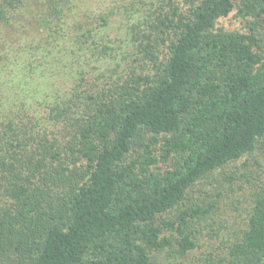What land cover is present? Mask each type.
<instances>
[{
    "label": "trees",
    "instance_id": "obj_1",
    "mask_svg": "<svg viewBox=\"0 0 264 264\" xmlns=\"http://www.w3.org/2000/svg\"><path fill=\"white\" fill-rule=\"evenodd\" d=\"M263 163L264 0H0V264H264Z\"/></svg>",
    "mask_w": 264,
    "mask_h": 264
},
{
    "label": "rangeland",
    "instance_id": "obj_2",
    "mask_svg": "<svg viewBox=\"0 0 264 264\" xmlns=\"http://www.w3.org/2000/svg\"><path fill=\"white\" fill-rule=\"evenodd\" d=\"M264 164V163H263ZM253 167V165H251ZM254 168V167H253ZM214 180H211L210 182H207V184L205 185V189H209V190H212L214 189L212 186H211V183L213 182ZM238 198V195L235 196L233 194V198H226V201H227V208H224V209H228V210H231L233 209L234 207H236V199ZM230 212V211H229ZM224 239V236H221L220 238L218 239H208V238H205L203 240V242H201V248L199 250L196 251V253H194V257H197V256H200L202 255L203 253H207L208 251H211V250H215L216 247H218V245L222 242V240ZM194 259H187L185 262V264H191L193 262ZM179 263H182V261H178Z\"/></svg>",
    "mask_w": 264,
    "mask_h": 264
}]
</instances>
